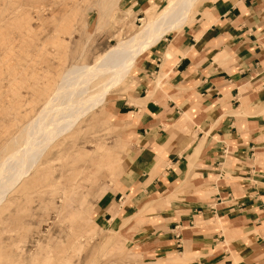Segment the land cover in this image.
Returning <instances> with one entry per match:
<instances>
[{
  "label": "crops",
  "instance_id": "obj_1",
  "mask_svg": "<svg viewBox=\"0 0 264 264\" xmlns=\"http://www.w3.org/2000/svg\"><path fill=\"white\" fill-rule=\"evenodd\" d=\"M191 18L105 99L125 145L95 217L179 264H264V0H206Z\"/></svg>",
  "mask_w": 264,
  "mask_h": 264
},
{
  "label": "rangeland",
  "instance_id": "obj_2",
  "mask_svg": "<svg viewBox=\"0 0 264 264\" xmlns=\"http://www.w3.org/2000/svg\"><path fill=\"white\" fill-rule=\"evenodd\" d=\"M83 1L0 0V157L25 135L62 72L92 65L146 16L147 7L122 0ZM127 80L106 97L127 89ZM105 99L53 138L0 201V264H179L141 252L96 220L95 205L118 177L125 145Z\"/></svg>",
  "mask_w": 264,
  "mask_h": 264
},
{
  "label": "bare ground",
  "instance_id": "obj_3",
  "mask_svg": "<svg viewBox=\"0 0 264 264\" xmlns=\"http://www.w3.org/2000/svg\"><path fill=\"white\" fill-rule=\"evenodd\" d=\"M84 1L87 3V0ZM116 1L106 0L110 4ZM196 1L166 0L157 11H152L154 7L149 6L144 9L146 16L142 18L143 24L129 38L122 41L120 38L92 65L74 67V73H61L43 99L39 111L23 128L25 135L20 140L11 139L13 150L0 157V201L23 176L28 175L53 138L69 130L82 115L100 105L110 90L125 81L139 55L165 34L186 25Z\"/></svg>",
  "mask_w": 264,
  "mask_h": 264
}]
</instances>
